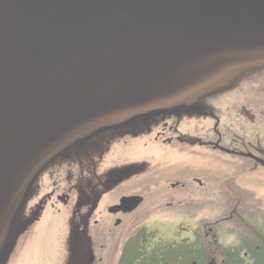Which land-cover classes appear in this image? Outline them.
<instances>
[{
	"label": "water",
	"instance_id": "obj_1",
	"mask_svg": "<svg viewBox=\"0 0 264 264\" xmlns=\"http://www.w3.org/2000/svg\"><path fill=\"white\" fill-rule=\"evenodd\" d=\"M262 63L264 0H0V264L56 158L139 119L202 115L193 96Z\"/></svg>",
	"mask_w": 264,
	"mask_h": 264
},
{
	"label": "flooded vegetation",
	"instance_id": "obj_2",
	"mask_svg": "<svg viewBox=\"0 0 264 264\" xmlns=\"http://www.w3.org/2000/svg\"><path fill=\"white\" fill-rule=\"evenodd\" d=\"M242 73L264 75L256 67ZM202 98L193 96L188 103L196 107ZM182 118L139 119L125 132H102L80 142L47 165L16 216L15 224L25 229L13 252L45 214L65 213L64 264H264V226L217 228L233 221L247 226L243 215L264 209V196L222 163L212 168L203 161L179 163L186 149L191 159H204L193 154L196 144L222 146L217 128L213 140H193L185 131L191 125ZM211 204L223 212L212 216L205 210ZM252 212L253 219L264 221V210ZM237 228L243 234L235 241Z\"/></svg>",
	"mask_w": 264,
	"mask_h": 264
},
{
	"label": "rangeland",
	"instance_id": "obj_3",
	"mask_svg": "<svg viewBox=\"0 0 264 264\" xmlns=\"http://www.w3.org/2000/svg\"><path fill=\"white\" fill-rule=\"evenodd\" d=\"M260 72L264 74V63L260 64ZM250 74V73H247ZM247 77L243 73L229 80L227 85L217 87L207 92L197 107L203 113L216 116L215 119L200 118L197 113H182V119H188L191 125L186 128V132L193 140H213L216 137L215 128L222 135V147L239 153L258 152V157L264 160V75ZM248 109L254 119L245 118L241 112ZM202 113V115H204ZM177 115V114H176ZM252 147L258 148L257 151ZM195 155H202L204 159L192 157L191 152H180L179 163H205L211 168L219 163L224 168L234 170L237 177L243 184L254 186L258 196H264V166L257 165L251 158L229 153L216 148H210L201 144L193 146ZM186 156V157H184ZM195 158V159H194ZM197 167V166H195ZM216 167V166H215ZM233 167V168H232ZM237 170V171H236ZM264 200V198H262ZM234 204V203H232ZM250 209L247 205H242ZM248 210L243 216L247 226H242L233 221L225 227H239L252 229L264 226L262 219H253L252 211ZM210 208V210H209ZM206 211H211L212 216L223 212L220 205L211 204ZM226 211V210H225ZM205 212V211H203ZM227 213L226 215H228ZM47 213L43 216L33 232L28 237L18 243L15 251L11 254L8 264H64L65 244L68 242L66 214ZM224 215V214H223ZM237 228V234L232 235L238 241L243 234V230Z\"/></svg>",
	"mask_w": 264,
	"mask_h": 264
}]
</instances>
